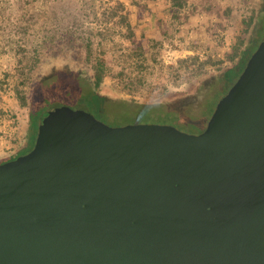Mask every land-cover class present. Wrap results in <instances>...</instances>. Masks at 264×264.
<instances>
[{
	"label": "water",
	"instance_id": "1",
	"mask_svg": "<svg viewBox=\"0 0 264 264\" xmlns=\"http://www.w3.org/2000/svg\"><path fill=\"white\" fill-rule=\"evenodd\" d=\"M0 264H264V38L197 135L51 105L0 164Z\"/></svg>",
	"mask_w": 264,
	"mask_h": 264
},
{
	"label": "rangeland",
	"instance_id": "2",
	"mask_svg": "<svg viewBox=\"0 0 264 264\" xmlns=\"http://www.w3.org/2000/svg\"><path fill=\"white\" fill-rule=\"evenodd\" d=\"M179 3L184 5L172 0H0V143L7 147L0 160L29 141L30 110L22 107L18 91L30 100L45 75L66 67L87 81L99 61L106 66L101 95L144 103L180 101L175 108L179 123L155 117L140 122L110 102H92L88 86L82 89L72 78L61 84L57 76L45 83L54 86L40 96L42 112L54 103L85 105L111 127L159 124L202 133L264 38V0ZM235 47L234 66L229 56Z\"/></svg>",
	"mask_w": 264,
	"mask_h": 264
},
{
	"label": "trees",
	"instance_id": "3",
	"mask_svg": "<svg viewBox=\"0 0 264 264\" xmlns=\"http://www.w3.org/2000/svg\"><path fill=\"white\" fill-rule=\"evenodd\" d=\"M174 3L173 5H184L182 3H179V0H172ZM117 5H125L124 3L118 1ZM127 18H124V21H126ZM247 27L251 26V23L247 22ZM127 28L130 30V36L131 38L134 37L133 27L129 21L127 22ZM243 43H240L238 45L241 46ZM238 47H235L233 53L229 56V61L233 63L235 66L237 64V59L239 55V51H237ZM86 60L88 63H91V52L88 51L86 54ZM234 68V67H233ZM229 69L226 72V77L224 80L229 78V73L232 72V69ZM93 76H89V79L86 81L80 77V74L78 71H74L70 69L69 67L63 68V69H54L51 73L45 75L39 83H37L33 89L31 90V96L30 100H28L27 97H23L21 93L18 91V99L22 105V107H27L30 110V121H29V128H28V137L29 141L23 148L20 149L18 153L15 155H11L10 157H7L3 160H0V164L11 161L16 159L17 157L24 155L28 152H30L36 142V137L38 133V125H39V119L42 115V110L39 105L41 95L45 93L46 90L50 89L54 85L47 86L45 83L46 81L54 76L62 77L61 84H64L65 80L68 78L75 79L76 82H79L81 84V88L84 89V85L88 86L90 90V94L92 96V102H96L99 105H102V102H110L113 104L114 108H119L121 113H125L126 115L130 116H138L133 118H139L140 122H144V120H149L151 118H158L161 120H170L172 122H178L180 120V113L175 109L177 108V104L180 103V101H171V102H154V103H144L137 101L135 99H113L109 96H103L100 94V89L102 87L103 81L106 77V66L103 62H98L96 65L93 66ZM56 85V84H55ZM64 90V89H63ZM61 90V91H63ZM44 92V93H43ZM100 99V102H99ZM53 105V104H52ZM102 111V109H99ZM118 110V112H119ZM183 115V114H182ZM176 118V119H175Z\"/></svg>",
	"mask_w": 264,
	"mask_h": 264
},
{
	"label": "built area",
	"instance_id": "4",
	"mask_svg": "<svg viewBox=\"0 0 264 264\" xmlns=\"http://www.w3.org/2000/svg\"><path fill=\"white\" fill-rule=\"evenodd\" d=\"M5 148H7V147H4L3 142H1L0 143V153L5 151Z\"/></svg>",
	"mask_w": 264,
	"mask_h": 264
},
{
	"label": "crops",
	"instance_id": "5",
	"mask_svg": "<svg viewBox=\"0 0 264 264\" xmlns=\"http://www.w3.org/2000/svg\"><path fill=\"white\" fill-rule=\"evenodd\" d=\"M133 26V25H132Z\"/></svg>",
	"mask_w": 264,
	"mask_h": 264
}]
</instances>
